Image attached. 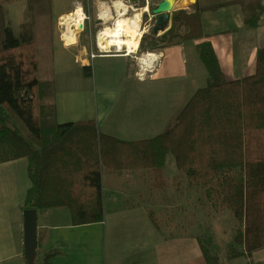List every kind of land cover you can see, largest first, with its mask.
<instances>
[{"label":"trees","instance_id":"16d2710c","mask_svg":"<svg viewBox=\"0 0 264 264\" xmlns=\"http://www.w3.org/2000/svg\"><path fill=\"white\" fill-rule=\"evenodd\" d=\"M131 1L145 6L144 0ZM26 3L31 23L46 30L39 39L15 36L5 22V0H0V164L27 161L30 186L22 209L64 207L73 226L100 223L103 171L146 172L153 189L160 190L170 155L176 169L202 191L209 209H227L236 219L233 244L225 258L264 249V47L256 51L252 75L225 80L212 44L202 39V8L196 1L189 5L190 12H172L171 27L160 37L153 33L154 16L147 21L144 14L143 23L151 27L142 34L136 54L202 39L197 50L208 78L163 132L147 139L121 140L100 132L94 119L57 121L52 62L44 70L46 77L38 72L44 52L38 44H44L52 58V0ZM239 4L244 25L257 26L264 0ZM82 67L83 75L90 76V67ZM149 216L155 226L160 224L152 212ZM200 246L207 264L219 261L205 242ZM55 252H47L43 264H50Z\"/></svg>","mask_w":264,"mask_h":264},{"label":"crops","instance_id":"0c3cea01","mask_svg":"<svg viewBox=\"0 0 264 264\" xmlns=\"http://www.w3.org/2000/svg\"><path fill=\"white\" fill-rule=\"evenodd\" d=\"M72 1L80 2V0H70L69 3ZM195 1L202 8L200 21L203 40H208L212 44L225 80H236L252 75L255 69L256 51L264 47V12L254 28L244 25L239 4L242 0H187L183 3L184 6H176L174 3L172 12L179 9L190 12L189 5ZM16 3L24 7L23 9L20 7L19 12H17V6H12ZM4 5L7 16L10 8V14L8 18H5V22L14 35L17 37L26 34L35 36L26 0H5ZM11 22L15 28L9 25ZM170 25L169 18L167 28L155 36L163 35ZM188 41L168 44L159 50L143 53L136 58L138 66H143L144 64L140 62L141 58L144 55L152 56V76L148 75L143 80L138 79V82L145 84L150 90V98L138 93V104L141 107L144 103L147 108L150 101V108L146 112L150 115L151 125L157 127L158 134L168 127L164 128L168 120L176 118L192 94L205 86L207 82L208 74L198 53H191L188 60L182 61L174 72L173 68L178 65L175 50H185ZM200 42V39H196L195 45H191V50L194 51V47H197ZM60 52L64 53V51ZM83 57H86V60ZM112 57L128 59L129 68L135 72L131 64V62L134 63V59L131 54L128 55L125 52L96 54L92 58ZM92 58L82 55L79 64L92 68ZM165 59L166 62L162 64ZM74 61L78 62L75 59ZM98 65L101 66V63ZM155 74L156 77L151 79ZM128 75L126 73L127 78ZM200 83H204L203 86H197ZM113 102L114 99L110 100L101 94L94 95L91 114L78 118L73 112L71 114L69 111H64L66 119L63 121L59 120L60 110L58 103H55L57 121L65 123L94 119L99 129L110 115ZM102 133L108 134L107 132ZM18 160L0 164L4 166L0 169L2 170L0 171V183H6L0 188L1 192L6 191L5 198L8 202L4 205L7 209L0 210V264H26L23 254V230L17 232V226L19 224L23 228L22 202L30 182L26 173L27 161L26 164L22 161L19 164L15 163ZM13 168L14 170L11 171ZM106 174L107 180L104 182L102 173L104 210L102 222L73 226L70 223L67 208L37 209L36 254H40L42 264L44 255L49 251H56L49 258L50 264H207L200 246V242L204 240L201 235L188 231L189 223L184 219L182 221L174 217L176 224L166 225V232H163L160 224L155 226L149 216V212L155 215L154 209L162 208L160 213L162 210L168 211L166 207L163 208V202L162 205H154L152 208L140 202L130 203L127 199L131 193L127 191L125 194V191L118 186L119 179H116L120 175ZM181 174L186 178L183 173ZM178 176L180 179L183 178L181 175ZM198 194L199 200L195 207L200 206L202 212L203 210L210 212L211 209L209 210L205 201L200 199L203 197L202 191H196V195ZM148 200L151 201V197H148L147 202ZM185 209L189 208L185 205L180 208L182 212H189ZM219 212L212 211L211 213L218 214ZM10 223L16 226L14 233L8 226ZM236 227L237 224H234L227 232L224 231L226 239L231 242L230 246L233 244ZM214 245L216 246L213 248L210 246V248L219 258L216 264H264V249L239 258L227 259L225 253L230 246L217 252L219 250L216 241Z\"/></svg>","mask_w":264,"mask_h":264},{"label":"rangeland","instance_id":"374dc122","mask_svg":"<svg viewBox=\"0 0 264 264\" xmlns=\"http://www.w3.org/2000/svg\"><path fill=\"white\" fill-rule=\"evenodd\" d=\"M112 1L113 0H80V2L72 1L69 3L70 0H53V23L51 32L52 58L49 57L44 47L45 45L41 43L40 45L38 44L41 50L44 51L38 61V72L42 77H46L47 74L44 73V70L48 67V61L52 62L53 79L55 83V103H58L60 110V121L66 119L64 118L66 115L64 111H69L71 114L73 112L78 118L87 117L92 112L94 95L101 94L110 100L114 99V102L111 105L112 110L110 115L99 127L100 132H107L109 135H113L115 138L121 140L151 138L158 134L159 131L156 126L151 125L150 115L146 112L147 109L150 108V101L148 102L147 108L144 103L141 104V107H139L138 104V93L144 97L148 96L150 98V90L146 88L145 84L138 82V79H146L148 75L152 74L153 67L144 69L142 66H138V60H136V58H139L142 54L138 55L136 51L131 53L132 59H134V63L131 62V64L135 72H133L132 68H129V61L125 58L91 57L93 66L92 68L90 66V76L83 75V67L79 64L82 55H87L90 58L92 54L95 56L96 54H100L96 43L97 34L100 30L105 28V26L111 27L112 18H109L108 21H103L98 16L101 12L109 9ZM122 1L128 7L130 15H132L134 11H139L141 13L140 27L143 30L142 34L149 33L151 24L145 25L143 23V15L146 14L148 17L147 21H149L153 17L149 7L157 5L162 0H144V7L136 6L137 4H134L131 0ZM186 1L187 0H175V5L181 6ZM77 4L82 5L87 19L83 23L82 30L78 33L77 45L66 49L63 48L59 39L60 32L58 31L57 21H63L67 18L66 16L73 11ZM12 6H17V12H19L20 7L22 9L24 8L21 4L17 3L12 4ZM143 8L146 10L142 11ZM9 14L10 8L8 10V16ZM111 15L112 14H110V16ZM8 16L6 14L5 18H8ZM153 18H155L156 21V16ZM30 22L32 21L30 20ZM9 25L15 28L13 22ZM154 25L155 23L152 27ZM33 27L35 37L38 39V36H42L46 33V30L38 27L37 24L35 25L33 23ZM202 39L200 40L202 41ZM140 40L141 37L139 42ZM186 43L187 46L185 50H175L178 65L173 68L174 72L178 69L182 61L188 60L191 53H198L196 46L194 47V51L191 50V45H195L196 39H190ZM60 51H64V53ZM112 53L115 52H109L108 54ZM122 53H124V50H122ZM74 59L78 62L74 61ZM166 59L162 64L166 62ZM98 63H101V66H99ZM142 70L143 77L139 78L138 75H140ZM126 73L129 74L128 78L126 77ZM154 77H156V74L151 77V79ZM203 84L204 83H200L197 86H203ZM174 122L175 119L168 120L164 128L174 124ZM15 124H17L23 132L25 131L21 123L15 122ZM21 161L26 164V160L24 159L18 160V162L15 163L19 164ZM3 167L4 166L0 165V169ZM12 170H14V168L11 169V171ZM106 173L108 172L103 171L104 182L107 180ZM121 175L123 177H121ZM121 175L117 177L116 180L119 179L118 186H120L121 190L125 191V194L127 191L131 193V196L127 199L130 203L140 202L152 208L154 205H162L163 202V208L166 207L168 211L162 210V213H160V209L162 208L159 207L160 209H154L155 216L163 232H166V225L176 224V221L173 219L176 217L182 219V221L184 219L185 222L189 223L188 231L201 235L208 247L211 246V248H213V246H216L214 245L216 241L219 250L217 252H221L226 246H230L231 242H228L226 239L224 231L227 232L230 227H233V225L236 224V219L227 209L221 210L218 214H213L210 209V212L205 210L202 212L200 206L195 207L199 200V194L196 195V191L199 189L191 185L186 178L178 172L173 158L170 155H167L163 168L164 185L160 190L153 189L146 172L126 173ZM178 175H181L183 178L180 179ZM4 185H6V183H0V187ZM5 197L6 191L1 192L0 188V210L7 209V207L4 206L8 204L7 198ZM148 197H151L152 200H148L147 202ZM155 199L157 201H155ZM200 199L204 201L203 197H200ZM183 205L189 208L185 209L189 212H182V210H180ZM8 226L14 233L16 226L13 225V223H10ZM20 230H22V226L18 224L17 232ZM34 264H42L39 253H37L34 258Z\"/></svg>","mask_w":264,"mask_h":264},{"label":"bare ground","instance_id":"6f19581e","mask_svg":"<svg viewBox=\"0 0 264 264\" xmlns=\"http://www.w3.org/2000/svg\"><path fill=\"white\" fill-rule=\"evenodd\" d=\"M82 9V5L77 4L74 12L72 11L68 15L70 21H73L76 26V29L75 31H68L70 35L62 38L61 43L63 48L69 49L78 43L77 32L82 28L85 16ZM145 10V8L142 9V11ZM110 14L112 15L110 16ZM98 17L103 21H108L109 18H112L111 27L105 26V28L98 32L96 37L97 46L102 52H120L124 50L129 55L136 51L143 32L140 27L141 13L139 11H134L130 15L128 7L122 0H113L109 9L101 12ZM166 26L163 30L167 28ZM83 59L86 60V57H83ZM140 62L144 64L142 66L144 69L151 68L152 56L144 55Z\"/></svg>","mask_w":264,"mask_h":264},{"label":"water","instance_id":"95a60500","mask_svg":"<svg viewBox=\"0 0 264 264\" xmlns=\"http://www.w3.org/2000/svg\"><path fill=\"white\" fill-rule=\"evenodd\" d=\"M175 0H162L151 14L156 16L153 33L158 34L163 30L169 21V13L174 7ZM23 254L26 264H34L37 250V210L27 208L23 210Z\"/></svg>","mask_w":264,"mask_h":264},{"label":"built area","instance_id":"2783aa9c","mask_svg":"<svg viewBox=\"0 0 264 264\" xmlns=\"http://www.w3.org/2000/svg\"><path fill=\"white\" fill-rule=\"evenodd\" d=\"M75 8H76V6L74 7V9ZM74 9H73V12H74ZM83 12H84V10H83ZM84 15L85 16H84V21L83 22H85L86 19H87V16H86L85 12H84ZM66 17L67 18H65L63 21H57V23H58V25H57L58 26V31L60 32V34H59L60 41H62L63 37H66V36L70 35V33H68V31H72V30L75 31V29H76V26L74 25L73 21H70V19L68 20V16H66ZM81 30H82V28L78 30L77 35H79L78 33ZM98 49L100 51L99 52L100 54H108L109 53V52L108 53L107 52H102L99 47H98ZM120 52H122V50ZM94 56L95 55H93V54L91 55V57H94ZM138 77L139 78L143 77V70L140 72V75H138Z\"/></svg>","mask_w":264,"mask_h":264}]
</instances>
